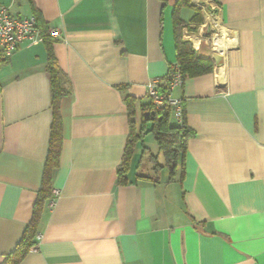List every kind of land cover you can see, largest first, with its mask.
Wrapping results in <instances>:
<instances>
[{"label": "crops", "instance_id": "0c3cea01", "mask_svg": "<svg viewBox=\"0 0 264 264\" xmlns=\"http://www.w3.org/2000/svg\"><path fill=\"white\" fill-rule=\"evenodd\" d=\"M177 1L0 0L56 32L52 50L68 90L50 193L18 264H264V0L179 6L182 37L213 60L211 72L171 92L184 101L193 136L174 180L154 169L151 155L159 164L163 155L151 133L134 144L118 180L147 85L176 63ZM214 26L230 37L223 49L207 39ZM46 54L42 41L28 40L10 57L0 53V264L41 187L53 119Z\"/></svg>", "mask_w": 264, "mask_h": 264}, {"label": "trees", "instance_id": "16d2710c", "mask_svg": "<svg viewBox=\"0 0 264 264\" xmlns=\"http://www.w3.org/2000/svg\"><path fill=\"white\" fill-rule=\"evenodd\" d=\"M189 0H178L175 6L173 23H174V44L176 63L170 65L166 75L160 78V91L162 93H168L167 81L170 78V73L173 70V66L177 68L181 74L182 80L190 77L200 76L209 73L213 69V60L209 57L201 56L192 46L189 40H186L181 35V20L178 17V8L183 4H188ZM37 27L40 30L42 42L46 46V71L49 74L51 84V107L53 113L52 125L50 130L49 146L47 150V158L42 175L41 187L38 193L37 200L33 208L32 219L25 229L23 236L17 244L14 251L7 257L3 264H18L24 255L29 251V248L34 244L33 237L35 235L36 224L38 220V214L40 211V205L42 201L50 193V179L53 167L57 164L58 155L61 145V121L59 116V101L68 93L65 83L63 81L62 72L57 65V60L52 50V41L54 37L49 34L48 27L42 21L37 13L33 14ZM127 103L128 115L131 117L135 114V104L131 97H125ZM184 110V101H183ZM146 111H152L151 104H140L141 112V125L137 130L135 128L134 121L131 120V129L126 142L125 153L123 161L118 168V180H124V174L127 169V162L129 156L132 153L134 144L140 142L142 146L143 136L147 133H151L153 139L156 142L158 150L163 155V163L159 164L156 161V156L151 155V159L155 163L154 169H160L166 167L168 169V180H174L178 166L182 163L187 139L193 136L192 130L187 126L185 115L183 117V124L177 125L172 122L171 109L167 103H164L160 111L155 112L153 120H146L143 113ZM147 123L150 127L146 129Z\"/></svg>", "mask_w": 264, "mask_h": 264}, {"label": "built area", "instance_id": "2783aa9c", "mask_svg": "<svg viewBox=\"0 0 264 264\" xmlns=\"http://www.w3.org/2000/svg\"><path fill=\"white\" fill-rule=\"evenodd\" d=\"M216 30L217 28L214 26L207 39L212 47H221L217 43L218 35H216ZM48 32L53 37L56 34L55 31L49 28ZM26 40L31 43L42 41L34 15L16 17L10 13L7 7L0 6V53L6 57H10L18 46ZM173 70L167 81L168 93H162L160 91L159 86L162 80L157 78L148 83L146 95L151 104L152 111H160L164 103H167L171 109V118L177 125H182L184 117L183 100L172 97L171 92L174 88L181 86L183 80L175 66H173Z\"/></svg>", "mask_w": 264, "mask_h": 264}, {"label": "rangeland", "instance_id": "374dc122", "mask_svg": "<svg viewBox=\"0 0 264 264\" xmlns=\"http://www.w3.org/2000/svg\"><path fill=\"white\" fill-rule=\"evenodd\" d=\"M218 39H222L223 43L224 42H227L228 40H230V37H228L227 35H222L221 37H218ZM219 44V42H217ZM229 46V45H228ZM223 49V48H222ZM139 117V116H138ZM136 121V120H135ZM149 140V143L148 144H153L154 145V142H152V140L150 138H148Z\"/></svg>", "mask_w": 264, "mask_h": 264}, {"label": "water", "instance_id": "95a60500", "mask_svg": "<svg viewBox=\"0 0 264 264\" xmlns=\"http://www.w3.org/2000/svg\"><path fill=\"white\" fill-rule=\"evenodd\" d=\"M143 115L146 118V120H148V119L153 120L154 116H155V112L154 111H146L143 113Z\"/></svg>", "mask_w": 264, "mask_h": 264}, {"label": "bare ground", "instance_id": "6f19581e", "mask_svg": "<svg viewBox=\"0 0 264 264\" xmlns=\"http://www.w3.org/2000/svg\"><path fill=\"white\" fill-rule=\"evenodd\" d=\"M217 42H219L221 48L225 45V42L223 43V41L221 39H218ZM231 42L229 44H231Z\"/></svg>", "mask_w": 264, "mask_h": 264}]
</instances>
